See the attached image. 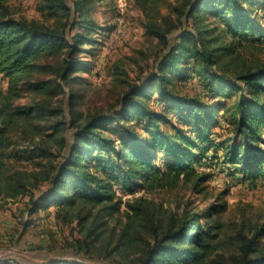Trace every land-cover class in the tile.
I'll return each instance as SVG.
<instances>
[{
    "label": "trees",
    "instance_id": "trees-1",
    "mask_svg": "<svg viewBox=\"0 0 264 264\" xmlns=\"http://www.w3.org/2000/svg\"><path fill=\"white\" fill-rule=\"evenodd\" d=\"M97 1L102 0H72L70 7L66 0H46L43 10L66 20L45 26L16 18L9 0H0V73L8 78L6 92L0 91V207L44 183L38 195H29L25 211L31 215L54 206L55 216L69 222L76 211L85 232L80 247L84 243L90 249L106 240L107 246L113 243L112 251L132 250L129 264H225L223 222L217 218L226 208L224 201L210 203L200 213L184 208L180 217L170 215L163 223L161 208L144 196L126 202L120 213L113 185L152 192L184 181L201 192L209 173L196 164L219 148L242 173L264 175V60H241L238 50L244 42L264 40V0H180L168 4L166 15L160 13L164 0H135L145 17V33L163 43L155 70L124 93L112 114H83L75 108L81 93L71 86L83 79L73 72L90 66L79 54L95 50L82 44L95 41L97 27L86 17ZM70 17L82 30L69 39ZM53 56H61L56 64L40 62ZM190 63L213 97L235 95L231 142H213L220 103L210 105L175 90V80L189 76ZM154 92L167 105L164 112L150 107ZM26 93H34L31 102L15 101ZM59 95L67 98V115L63 107L49 105ZM167 111L186 128L172 124ZM134 126L141 131L133 132ZM67 128L72 129L70 142ZM18 129L29 134L22 141L30 138V145L19 144L13 151L12 133ZM25 151L31 170L9 161ZM160 156L163 161L157 162ZM89 217L94 220L85 225ZM111 219L113 226L108 225ZM230 238L232 264H264V211L248 230L242 225ZM0 264L23 263L2 258Z\"/></svg>",
    "mask_w": 264,
    "mask_h": 264
},
{
    "label": "rangeland",
    "instance_id": "rangeland-1",
    "mask_svg": "<svg viewBox=\"0 0 264 264\" xmlns=\"http://www.w3.org/2000/svg\"><path fill=\"white\" fill-rule=\"evenodd\" d=\"M45 2L46 0H9V5L16 18L45 26H59V20L63 22L66 17L61 14L54 17L49 16L43 10ZM170 2L179 3L180 0H164L161 4V14L169 13L168 4ZM66 3L72 7V0H66ZM257 14H259L258 11ZM86 19L93 21L97 29L94 33L95 41H88L82 45L84 48L93 46L95 50L90 55L89 53L79 54L80 59L90 63V66L88 69L73 72L74 75L83 78L71 86L81 93L75 108L83 114L97 111L112 114L114 110L120 108V99L124 93L132 86L141 85L145 78L154 72L158 53L163 43L145 33L143 27L145 17L139 6L135 4V0L97 1L92 5ZM66 29L69 39L72 33L82 30L81 25L74 21L73 17L69 18V26ZM175 35L176 32L172 33L170 38L173 39ZM244 43L246 44L238 48L241 60H264V40L248 42V45L247 42ZM60 58L61 56H53L43 58L40 62L56 64ZM193 67L192 65L186 79L178 80L175 77V90L180 94L197 96L210 105L220 103L216 122L212 126L213 142H223L224 139L231 142L230 118L235 95L229 98L213 97V93L205 86L204 77ZM40 75L46 77V74ZM7 87L8 78L0 73V91L6 92ZM65 92L66 94L69 92L67 88ZM40 97H46V95L41 94ZM33 98L34 93H26L15 101L29 103ZM148 103L152 109L159 112H164L167 107L156 92L151 94ZM49 105L61 106L64 108V114H68L69 104L66 97H61V95L58 98L54 97ZM165 114L172 124L186 128L184 123L178 121L174 112L167 111ZM48 121L49 119L45 123ZM162 127L171 129L169 123H162ZM132 131L139 133L141 129L139 126H134ZM71 132L72 129L67 128L64 133L69 142ZM12 135L15 140L13 151L20 148L19 144L30 145V138L22 141V137L29 134H24L21 129L15 130ZM20 154L19 158L10 157L9 161L14 162L19 169L31 170L33 162L27 157L28 153L25 151ZM162 161L161 156L157 158V162ZM196 167L209 173L205 188L201 192L194 190L190 182L184 181L179 182L173 188L158 189L152 192L140 188L129 191L120 184L114 183L116 197L121 200L120 213L125 211L126 202L144 196L152 199L161 208L160 217L164 223L170 215L180 217L184 208L200 213L210 203L224 201L226 208L217 216L223 222L220 248L227 257L225 264H232L229 256L235 247L230 237L236 236L242 225L248 230L250 224L260 220L264 211V175L249 177L242 173L238 165L230 164L225 160L222 148L215 152L208 151ZM44 187L45 184L42 183L32 188L28 195L14 201H7L0 207V259H15L23 264H45L52 260L91 264H129L134 256L132 250L112 251L113 243L107 246L106 240L95 242L94 247L90 249L84 243L80 247L85 232L80 229L81 226L77 221L78 215L76 216L79 213L76 211H73L71 215L72 222L56 217L54 206L47 211L28 215L25 208L29 195H38ZM93 220L89 217L85 225L92 223ZM108 225L113 226L114 220H109Z\"/></svg>",
    "mask_w": 264,
    "mask_h": 264
}]
</instances>
